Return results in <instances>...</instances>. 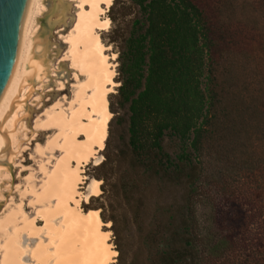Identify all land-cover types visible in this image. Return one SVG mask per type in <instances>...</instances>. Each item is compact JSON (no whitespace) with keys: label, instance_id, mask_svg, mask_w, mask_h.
Returning a JSON list of instances; mask_svg holds the SVG:
<instances>
[{"label":"trees","instance_id":"obj_1","mask_svg":"<svg viewBox=\"0 0 264 264\" xmlns=\"http://www.w3.org/2000/svg\"><path fill=\"white\" fill-rule=\"evenodd\" d=\"M114 4L124 129L93 178L117 264H264V0Z\"/></svg>","mask_w":264,"mask_h":264},{"label":"bare ground","instance_id":"obj_2","mask_svg":"<svg viewBox=\"0 0 264 264\" xmlns=\"http://www.w3.org/2000/svg\"><path fill=\"white\" fill-rule=\"evenodd\" d=\"M73 1L76 6L73 22L65 34L59 35L66 51L56 60L57 64L66 61L72 70L75 82L72 98L63 96V101L47 107L33 123L35 131H56L44 148L63 154L57 157L51 170L41 166L45 179L40 191L28 188L37 204L36 215L27 217L18 204L0 217V231L5 234L0 244V264H110L114 261L115 251L103 231L108 222H103L97 211H84L79 202L87 195L98 194L99 182L92 180L86 193L82 195L79 189L85 184L84 166L91 159L96 160L98 152L103 150L112 116L108 95L118 85L114 80L116 63L110 61L116 60V53L107 55L110 46L101 39V32L108 31L110 26L106 11L112 0ZM44 10V0L32 1L23 56L17 59L25 85L21 89L12 87L7 96V131L0 136V176L9 173V163L19 146L18 134L27 129L19 114L28 83L31 81L35 89L43 91L54 77L57 90L66 87L62 74L57 73V64L42 76L43 67L29 61L30 54L41 48L35 38V18ZM40 221L42 225L38 224Z\"/></svg>","mask_w":264,"mask_h":264},{"label":"rangeland","instance_id":"obj_3","mask_svg":"<svg viewBox=\"0 0 264 264\" xmlns=\"http://www.w3.org/2000/svg\"><path fill=\"white\" fill-rule=\"evenodd\" d=\"M251 1L257 4L259 0ZM44 3V12L35 18V24L37 25L35 38L38 40L41 48L39 50H34L29 57L31 64L36 61L43 67L42 76H46L49 73V69H52L53 65L55 66L58 59L62 58L65 53L66 46L62 43V38H60L59 35L60 33L65 34L66 31H68L76 12V6L73 0H44ZM113 3L114 0H112V4ZM119 4H114L113 7H111V5L106 11V16L110 19V26L108 31L101 32V39L106 45L110 46V50L106 51V54L110 55L112 52L116 53V60L110 61L116 63L114 68V80L118 83V85V48L113 40H116L120 36L122 31L125 29L126 20L131 17V14L125 16L121 15ZM250 9L253 11L252 8ZM111 17H114L115 20H112ZM60 29L63 30L60 31ZM241 62L242 65L240 64V66L244 65L245 70H240V73L243 75L244 72L245 76H252V69L249 68L251 66V60L242 58ZM57 65L59 66V71L57 73L59 75L62 74V80H65L66 87L64 90H57V83L54 82V77H51L49 82L44 86L43 91L35 89L34 83L30 81L27 85L28 89L22 95L23 110L19 114V118L25 123L27 129H24L23 132L20 130V133L18 134V139L21 142L19 141V146L15 151V156L12 160L13 163H9V173L7 175L0 176V217L7 213L10 209L16 208L18 204H20L22 211L27 217H34L36 215L37 204L34 203V196L28 191V188L31 186L35 191H40V185L45 179V173L43 172L41 166H44L46 171L51 170L57 157L63 154L59 150L54 149L52 152H49L44 148L45 143L53 136L54 133H56L55 130L35 131L33 128L34 121L47 107H50L56 101H63V96L66 97V99L72 98L74 90L72 84L75 83L72 79V70L68 68V63L66 61L60 62V64ZM118 85H116L114 87V91L110 92L108 95V107L111 110L112 116L108 123L107 137L104 143V147L107 143L106 149L104 150L103 147V150L98 152L96 160L91 159L84 166L83 175L86 177L84 179L85 184H81L83 188L79 189L83 195L86 193V189L91 180L96 183L99 182V191L96 195L97 197L87 195V197L82 198V200L80 199L79 201L80 206L84 209V211L94 210L97 211L99 215L100 208L98 207L101 204L99 199V194L101 193V180L93 178V174H95L93 167L101 162L106 152L113 151L117 147L120 133H122L124 129V124H120L116 118L118 114L124 116L123 110L118 109L116 104V92ZM63 103L65 106L67 105L65 101ZM39 145L41 148L38 147ZM4 166H6V164H4ZM85 201L87 203H84ZM220 213L222 217L221 219H223L222 222L224 223L222 225L228 231L235 232L240 227L242 223L243 211L238 207V205L232 202H225L220 208ZM38 224L42 225V221L38 222ZM109 225L110 223L108 222L107 227H103V231H105L108 235V242L113 246V250L115 251L114 261L110 264H117L118 252L113 239L112 231L109 229ZM8 227L9 231H11V225ZM2 232L3 231H0V244L3 243L5 239V234L4 232L2 234ZM24 242H26L25 239ZM1 255L2 252L0 248V257H2Z\"/></svg>","mask_w":264,"mask_h":264},{"label":"water","instance_id":"obj_4","mask_svg":"<svg viewBox=\"0 0 264 264\" xmlns=\"http://www.w3.org/2000/svg\"><path fill=\"white\" fill-rule=\"evenodd\" d=\"M33 0H0V136L7 131V96L25 83L17 62L23 56Z\"/></svg>","mask_w":264,"mask_h":264}]
</instances>
